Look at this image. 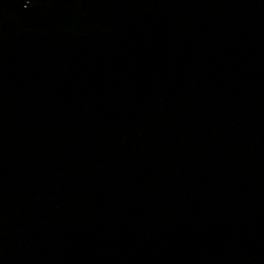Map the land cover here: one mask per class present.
<instances>
[{
	"label": "water",
	"instance_id": "obj_1",
	"mask_svg": "<svg viewBox=\"0 0 264 264\" xmlns=\"http://www.w3.org/2000/svg\"><path fill=\"white\" fill-rule=\"evenodd\" d=\"M0 264H264V0H0Z\"/></svg>",
	"mask_w": 264,
	"mask_h": 264
}]
</instances>
